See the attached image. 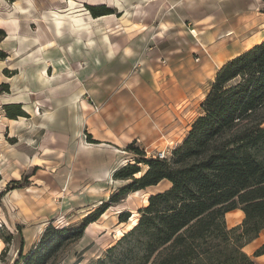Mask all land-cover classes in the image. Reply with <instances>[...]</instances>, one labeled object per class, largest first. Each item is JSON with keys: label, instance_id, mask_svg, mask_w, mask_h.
I'll list each match as a JSON object with an SVG mask.
<instances>
[{"label": "rangeland", "instance_id": "1", "mask_svg": "<svg viewBox=\"0 0 264 264\" xmlns=\"http://www.w3.org/2000/svg\"><path fill=\"white\" fill-rule=\"evenodd\" d=\"M118 2L0 0V264H12L20 247L26 252L34 246L46 225H75L98 209L96 219L62 248L55 264H94L105 256L121 236L117 230L138 218L148 195L170 184L162 179L113 201L112 192L130 180L113 172L134 163L139 175L146 168L137 161L142 153L160 158L157 152L164 150L162 158H169L199 115L215 70L243 36L223 30H243L246 23L236 22L243 14L256 22L245 33L264 25V0ZM92 7L100 13L93 14ZM218 13L225 17L221 24ZM78 17L85 22L78 31L86 44L75 41L77 31L66 29ZM55 19L63 22L57 36L50 34ZM209 25L214 28L206 35ZM51 37L53 52L41 53L40 45ZM262 37L258 31L244 43ZM172 72L186 95L177 104L162 99L156 115L152 86ZM170 115L179 124L176 133L184 132L172 147L149 146L137 136L136 130L161 135ZM128 132L131 139L121 143L114 135L128 137ZM123 211L129 215L120 221Z\"/></svg>", "mask_w": 264, "mask_h": 264}, {"label": "trees", "instance_id": "2", "mask_svg": "<svg viewBox=\"0 0 264 264\" xmlns=\"http://www.w3.org/2000/svg\"><path fill=\"white\" fill-rule=\"evenodd\" d=\"M137 161L146 164L139 175L134 163L114 172L130 180L110 200L162 179L170 184L148 195L136 223L94 264H256L264 242L252 255L243 246L264 227V37L215 70L199 115L169 158L142 153ZM235 208L243 217L229 227L225 213ZM101 210L75 225H46L39 241L26 252L20 247L12 264H55ZM128 215L121 212L119 220Z\"/></svg>", "mask_w": 264, "mask_h": 264}, {"label": "crops", "instance_id": "3", "mask_svg": "<svg viewBox=\"0 0 264 264\" xmlns=\"http://www.w3.org/2000/svg\"><path fill=\"white\" fill-rule=\"evenodd\" d=\"M210 15H211V13L208 15L206 14V16H204V14H203L199 18H197L196 21L197 22H203L204 19ZM218 15L222 17V18H220L221 19L220 24H221L225 21V17L222 13L221 14L218 13L217 16ZM247 16H249V15L243 14L242 18L239 17V20L236 21L237 25H243V23H246L245 25H243L244 29L239 30L242 32H236L235 29L237 27H235V28L230 27V28H226L223 30L222 33L224 35L227 33H228V35H230L232 33H235V34L238 33V36L243 35L241 38H236L233 41V45L236 46L237 49L232 54H230V56H228L225 60H227L231 56L237 54L238 52L250 47L251 45L260 41L264 37V33H263L264 32V25H261V27L257 30L253 29L252 31L245 33L246 30L251 29L256 24V22L254 20L247 21L246 20L248 18ZM207 20L210 21L211 17H209ZM211 28L213 29L214 26L209 25V27L207 28L208 29L207 31H209V32H207L206 35L211 33V31H212ZM258 31L262 32L263 37L258 41L252 40V42L247 43L245 45V43H244L245 40L248 39L250 36H252L255 32H258ZM243 33H245V34H243ZM224 61H222L221 64ZM164 71L166 72L167 70L165 69ZM158 74H160V73H158ZM165 75L166 74H164V80H159V81L156 80L157 86H155V85L152 86V96H153V105H154L152 112H154L156 115H160V114L156 113L154 109L159 107V105H162V103H161L162 99H166L167 101H170L173 104H177L180 101H182L184 96L186 95V89H185L182 81L178 77H175V76L173 77V72H172V77L171 76H165ZM123 116L126 117V115H123ZM167 124H168L167 129L164 132H161L162 133L161 135L156 130L154 132H152L151 134H148V135H145L144 133L136 130V134H137V136L142 137V139H143V137H145L146 138L145 142H147L149 146H151L152 144L157 142L158 143L157 146H159V147L163 146V147L170 148L173 146V144L175 142H178L181 140L184 132H182V135L176 133L177 129L179 128V124L177 121H174L172 115L169 116ZM122 130H123V127H122ZM183 130H184V128H183ZM121 133L124 134L122 131H121ZM114 135L116 136L118 142H120L123 139H131L132 132L127 133L128 137H125V135H121L119 133H114ZM116 144H119V143H116ZM242 216H243V211L240 208H235V209L227 211L225 213V220H226L227 225L233 226L234 224H237L240 221V219L242 218ZM263 242H264V227L260 230L259 234L255 238H253L252 240H250L249 242L244 244L243 249L247 254L252 255L253 251ZM254 259L256 260V264H259L262 261H264V252L254 256Z\"/></svg>", "mask_w": 264, "mask_h": 264}, {"label": "bare ground", "instance_id": "4", "mask_svg": "<svg viewBox=\"0 0 264 264\" xmlns=\"http://www.w3.org/2000/svg\"><path fill=\"white\" fill-rule=\"evenodd\" d=\"M116 4L117 6H120L121 3L118 2V0H116ZM242 18V17H241ZM246 19V18H245ZM249 19V18H248ZM248 19H246L247 21H249ZM71 20H73V23L72 21L70 22L69 24V27H67L66 29L69 31V34L74 32V31H77L76 33L74 34H77L76 37H75V41H79V43H83V44H86V42H83L81 41V33L78 31L80 29L83 28L85 22H83L79 17L78 18H72ZM239 20V19H238ZM243 20V19H242ZM241 20V21H242ZM61 23H63L60 19H55V22L53 24L54 28H53V33L51 31L50 34L54 35V36H57V34H61L63 32V25H61ZM136 23V22H134ZM239 23V22H238ZM137 25V24H136ZM250 25V24H249ZM55 29V30H54ZM55 31V32H54ZM230 31V30H229ZM239 32H242V31H239ZM56 33V34H55ZM228 34V33H227ZM226 34V35H227ZM238 34V33H237ZM72 35V34H71ZM51 36V35H50ZM90 42V40H89ZM55 40L52 39V37L50 39H47L44 43H42L39 47V51L42 53V52H48L49 51V54H51V51H52V48H54L55 46ZM90 44V43H89ZM88 46V45H87ZM60 48V47H59ZM53 52V51H52ZM45 53V54H46ZM59 59H57L60 64H63L65 67H66V64H67V61L63 58V57H58ZM53 67H54V73L55 70H56V64H53ZM54 75V74H53ZM45 81L48 83L50 82L49 78L45 79ZM118 149V148H116ZM119 150V149H118ZM121 150V149H120ZM114 173V172H113ZM137 221V217L136 216H133L129 219L127 225H126V229L125 230H122V229H118L117 230V233L116 235L120 236L123 234V232H125L126 230L130 229Z\"/></svg>", "mask_w": 264, "mask_h": 264}, {"label": "built area", "instance_id": "5", "mask_svg": "<svg viewBox=\"0 0 264 264\" xmlns=\"http://www.w3.org/2000/svg\"><path fill=\"white\" fill-rule=\"evenodd\" d=\"M157 155H158L160 158H162V157H165V156H166V153H165L164 150H161V151H158V152H157Z\"/></svg>", "mask_w": 264, "mask_h": 264}]
</instances>
